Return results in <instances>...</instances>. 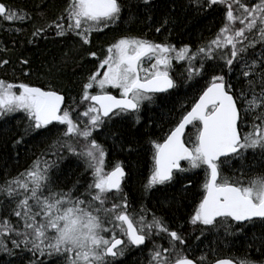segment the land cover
Here are the masks:
<instances>
[{"label": "snow or ice", "instance_id": "6c2138e0", "mask_svg": "<svg viewBox=\"0 0 264 264\" xmlns=\"http://www.w3.org/2000/svg\"><path fill=\"white\" fill-rule=\"evenodd\" d=\"M142 2L145 7L151 5V0ZM191 3L197 8L227 5L225 22L216 37L195 52L188 45L177 49L135 36L116 39L107 46L106 55L83 84L81 105L87 107L82 112L73 106L64 107L65 97L56 90L0 79V118L24 113L25 134L47 132L54 123L61 126L49 145L56 159L38 157L25 172L0 183V197L15 204L9 216L0 219V236L11 239L13 248L31 253L28 264H118L126 251L140 248L161 234L170 237L169 246L153 244L149 264H206L205 256L194 260L178 248L177 245L185 244L184 238L170 230L162 217L153 213L148 219L144 208L129 211L128 197L122 188L124 168L117 163L111 171L104 170L106 150L93 135L114 119L134 115L136 123H140L139 113L145 102L152 103L156 94L170 95L169 90L179 88L170 74L174 60L186 62V82L202 78L208 62L217 58L227 66L229 75L239 63L245 84L236 87L224 74L212 75L191 110L169 129L162 142L159 138L150 140L154 166L144 185L145 192L156 185L182 183L186 173L203 171L202 197L190 217L193 226L223 227L230 233L233 222L236 230L243 232L258 221L264 229V173L244 179L246 169L264 165V50L258 56L254 52L252 58L249 56V50L257 44L264 49V0L251 6L246 0ZM125 6V0H69L64 9L67 24L63 14L53 22L56 35L73 34L88 45L93 32L120 21ZM5 13L8 21L26 19V14L0 3V15ZM43 31L37 29L33 37ZM229 47L230 55L226 51ZM89 55L97 57L96 52ZM2 63L6 65L8 61ZM94 89L96 94L90 91ZM110 90H118L119 97ZM242 124L249 128L243 134ZM188 126L196 130L194 136L188 135ZM22 141L23 137L15 143ZM65 150L82 159L86 170H91L92 180L83 192L77 187L79 180L68 191L57 186L58 177L53 170L65 158ZM249 151L253 161L259 156L257 163H247ZM236 160L240 161L239 168L233 169L232 175L226 174L225 170ZM4 199H0V208ZM11 215L18 218L15 225ZM258 250L264 255V233ZM0 251L13 254L4 240H0ZM215 264L233 261L217 259ZM239 264L264 261L244 258Z\"/></svg>", "mask_w": 264, "mask_h": 264}, {"label": "trees", "instance_id": "16d2710c", "mask_svg": "<svg viewBox=\"0 0 264 264\" xmlns=\"http://www.w3.org/2000/svg\"><path fill=\"white\" fill-rule=\"evenodd\" d=\"M246 2L251 6L259 0ZM0 3L6 5L7 9L19 10L21 15L26 14L23 21H8L5 18L7 13L0 15V79L16 84L27 83L43 90H56L65 97L64 107L73 106L80 112L87 107V104L81 105L83 84L88 75L95 71L99 59L106 55L107 46L116 39L135 36L156 43H168L177 49L188 45L195 52L198 47L216 37L226 18L224 4L197 8L191 0H151V5L145 7L142 0H125L126 6L120 21L103 31L93 32L90 44L84 45L73 34L64 37L56 35L53 22L63 14V22L67 24L64 9L69 0H0ZM236 25H239L238 22ZM157 28H160L159 32ZM37 29L45 31L33 37ZM262 50L257 44L255 49L249 50L250 58L253 52L258 56ZM226 51L230 55V47ZM90 52H96L97 57L90 56ZM5 60L8 61L6 65L2 63ZM23 61L28 63L24 64ZM186 66V62L173 61L170 74L178 82L179 88L171 90L170 95H156L152 103L145 102L139 113L140 123H136L133 115L122 120L114 119L94 132V138L106 150L104 170H112L117 163L123 166L126 176L122 188L128 197L129 211L139 212L144 208L148 219L153 213L162 217L170 230L177 231L184 238L185 244L177 246L189 258L195 260L203 255L207 262L229 254H239L240 260L250 258L257 262L264 261V255L258 250L264 229L258 221L255 227L248 226L243 232L237 231V226L233 224L230 233L223 227L209 228L190 223V217L202 197L203 171L186 173L187 178L182 183L156 185L145 192L144 185L154 166V149L150 140L159 138L162 142L169 129L193 106L212 75L224 74L236 87L245 84L239 63L229 75L227 66L219 58L209 61L204 76L190 82H186ZM259 90L260 84L257 82L256 91ZM26 125L27 117L22 112L0 118V183L25 172L38 157L56 159L51 155L49 145L61 126L54 124L49 126L47 132L25 134ZM186 131L188 135L194 136L196 130L189 126ZM21 137L23 141L16 144ZM63 156L65 158L58 161V169L53 170L58 177V188L68 191L79 180L77 187L83 192L92 180L91 170H86L84 161L66 150ZM258 160L257 155V160L253 161L249 151L247 163H257ZM184 166L187 167V164ZM239 166L240 161H233L232 167L225 172L232 175V170ZM262 173L264 165L258 164L245 170L244 179L247 181ZM236 175L239 176V172ZM14 207V203L4 199L0 219L9 216ZM10 220L15 225L18 218L11 215ZM0 240H4L13 253L9 255L0 251V264L9 261L11 264H28L31 253L13 248L11 239L4 236H0ZM169 240L167 234L154 236L146 245L126 251L118 264H149V250L153 244L167 248ZM41 259L46 260V257Z\"/></svg>", "mask_w": 264, "mask_h": 264}, {"label": "flooded vegetation", "instance_id": "af4514ba", "mask_svg": "<svg viewBox=\"0 0 264 264\" xmlns=\"http://www.w3.org/2000/svg\"><path fill=\"white\" fill-rule=\"evenodd\" d=\"M225 5V9H226V12H227V5L226 4H224ZM91 92H92V94H96V90L94 89V90H90ZM110 92L112 93V94H114V95H116L117 97H119V91L118 90H110ZM202 93V92H201ZM156 95H158V94H156ZM199 98V97H198ZM197 98V99H198ZM196 102V101H195ZM194 102V103H195ZM191 109V108H190ZM189 109V110H190ZM248 121H250L251 120V117H248V118H246ZM249 130V128L248 127H246L245 125H241V133L242 132H247ZM226 174H227V172H226ZM233 224L235 225V222H233ZM206 227V226H205ZM135 248V247H134ZM239 254H229L228 256H225V257H223V258H218V259H231L232 261H233V264H239V261H240V257L238 256ZM217 259H215V260H211V261H207L206 262V264H214L215 263V261H216Z\"/></svg>", "mask_w": 264, "mask_h": 264}, {"label": "water", "instance_id": "95a60500", "mask_svg": "<svg viewBox=\"0 0 264 264\" xmlns=\"http://www.w3.org/2000/svg\"><path fill=\"white\" fill-rule=\"evenodd\" d=\"M169 91H171V90H169ZM159 94H162V93H159ZM65 104V103H64ZM64 106V105H63ZM191 110V109H190ZM189 110V111H190ZM55 124V123H54ZM189 127V126H188ZM111 171V170H110ZM125 171V170H124ZM125 176H126V172H125ZM125 178V177H124ZM122 183H123V181H122ZM140 247H142V246H140ZM215 264V263H214Z\"/></svg>", "mask_w": 264, "mask_h": 264}, {"label": "rangeland", "instance_id": "374dc122", "mask_svg": "<svg viewBox=\"0 0 264 264\" xmlns=\"http://www.w3.org/2000/svg\"><path fill=\"white\" fill-rule=\"evenodd\" d=\"M236 27L238 28L239 27V25H236ZM146 67L148 66L147 64L145 65ZM97 91V90H96ZM84 119H86V118H84Z\"/></svg>", "mask_w": 264, "mask_h": 264}]
</instances>
